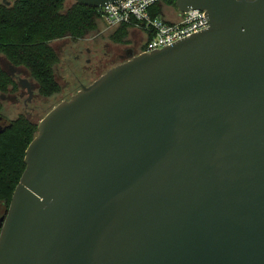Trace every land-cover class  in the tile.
Returning a JSON list of instances; mask_svg holds the SVG:
<instances>
[{
	"label": "water",
	"instance_id": "95a60500",
	"mask_svg": "<svg viewBox=\"0 0 264 264\" xmlns=\"http://www.w3.org/2000/svg\"><path fill=\"white\" fill-rule=\"evenodd\" d=\"M176 8L209 27L132 54L40 120L0 264H264V0Z\"/></svg>",
	"mask_w": 264,
	"mask_h": 264
},
{
	"label": "trees",
	"instance_id": "16d2710c",
	"mask_svg": "<svg viewBox=\"0 0 264 264\" xmlns=\"http://www.w3.org/2000/svg\"><path fill=\"white\" fill-rule=\"evenodd\" d=\"M70 2V3H69ZM177 0H160L154 16L173 21L178 15ZM106 26L98 8L75 0H0V56L13 66L24 67L39 84V93L51 98L62 91L56 79L60 57L52 42L71 38L85 40ZM133 27H114L110 39L130 43ZM150 37L145 36V43ZM18 82L0 62V217L8 210L26 169V150L38 134V123L19 111L10 117L2 96L17 92Z\"/></svg>",
	"mask_w": 264,
	"mask_h": 264
},
{
	"label": "built area",
	"instance_id": "2783aa9c",
	"mask_svg": "<svg viewBox=\"0 0 264 264\" xmlns=\"http://www.w3.org/2000/svg\"><path fill=\"white\" fill-rule=\"evenodd\" d=\"M159 1L121 0L108 3L99 7L98 10L108 28L129 24L150 37L141 53L162 49L210 25L206 18V11L201 9H190L185 12L178 10V15L172 22L161 16H154L153 9Z\"/></svg>",
	"mask_w": 264,
	"mask_h": 264
},
{
	"label": "flooded vegetation",
	"instance_id": "af4514ba",
	"mask_svg": "<svg viewBox=\"0 0 264 264\" xmlns=\"http://www.w3.org/2000/svg\"><path fill=\"white\" fill-rule=\"evenodd\" d=\"M60 40V39H59ZM65 43L62 44H69V51L68 55L73 56V58L76 60V62H71L73 59L70 57L69 61L66 62L68 64L69 71L73 73L78 82L80 87L84 85H89L90 83H87L86 78H90L93 76V81L96 80L98 77H100L103 73H105L109 68L113 67L114 64L110 62V64L104 66L108 61L109 57H114L111 60H114V58L121 59V61L127 60L132 54L134 53H141L144 50V43L145 39L139 38L137 40H132V42L128 44H124V46L121 47V50L118 53H114L112 51V44H105L103 50H101L100 46L96 48H92L91 46H88L85 42L92 40L91 38H87L85 40H81L77 42L76 40H73L71 38H65ZM93 45V44H92ZM112 45V47H111ZM86 52L89 54V57L85 59L86 65L78 64L77 62L80 61L81 55ZM91 55V56H90ZM67 57H65L64 60H66ZM108 60V61H107ZM0 62L2 67L7 70L12 76H14L18 82L19 89L17 92L8 94L7 96L3 95L4 101H11L14 105L17 106V110H21L24 112L30 119L31 114L36 110L35 106L32 104L37 101L39 98L44 99H50L43 97L39 93V84L34 81L30 73L26 70L24 67L20 66H13L5 57L0 56ZM65 63V61H64ZM77 66L75 67V64ZM118 64V63H117ZM116 65V64H115ZM101 71L99 72V70ZM82 75V76H80ZM85 78V79H84ZM92 81V82H93ZM91 82V83H92ZM80 88V89H81ZM79 89V90H80ZM22 101V106L20 102ZM23 109V110H22ZM19 112V111H18Z\"/></svg>",
	"mask_w": 264,
	"mask_h": 264
},
{
	"label": "rangeland",
	"instance_id": "374dc122",
	"mask_svg": "<svg viewBox=\"0 0 264 264\" xmlns=\"http://www.w3.org/2000/svg\"><path fill=\"white\" fill-rule=\"evenodd\" d=\"M101 26L103 27L101 29V31H99V33H97L95 36H93L92 40L87 41V42L84 41V43H86L88 46H91L93 49L100 46L101 50H103L102 48H104L105 44H112L113 45V47L111 45L112 51L114 53L115 52L118 53L121 50V47L124 46V44L116 43L110 39V35H111L112 30L114 28H108L107 26H104V25H101ZM139 38L140 37H138L136 35H132V32L130 31V38L129 39L131 42H132V40L134 41V40H137ZM64 41H66L65 38L60 39V40H55L52 42L53 47L56 49V51L58 52L59 57H60L59 64L56 68V79L59 82V84L62 86V91L60 93L56 94L55 96L51 97L50 99L39 98V99H37L36 102H34L32 104L33 106H35L36 110L31 114L32 115L31 118L36 123H39L40 120L54 106H56L59 102L65 100V99L71 98L72 95H74L81 88L76 76L69 71V68H68L69 66L66 63L69 61L70 57L73 59V61H71V62H76V60L73 58V56L68 55V53H70V52H67V51H69L70 47H69V44L68 45L62 44V43H65ZM76 41L79 42L81 40H76ZM65 57H67L66 60H64ZM88 57H89V54L84 52L81 55L80 61H78L77 63L81 64L82 66H83V64L86 65L85 59ZM113 57H114V55L109 57V61L107 60L108 62L104 66L110 64L111 61H113L111 63H113L114 65L122 62L121 59H117V58H114V60H111ZM64 61H65V63H64ZM74 64L76 67L77 64L76 63H74ZM100 71H101V69L99 70V72ZM80 76H82V75H80ZM86 80H87V83H91L93 81V76L90 78H86ZM5 104L8 107L10 117L14 116L18 111H21L19 109L17 110V106L14 105L11 101L6 100ZM20 104H21V106L23 105L22 101L20 102Z\"/></svg>",
	"mask_w": 264,
	"mask_h": 264
},
{
	"label": "crops",
	"instance_id": "0c3cea01",
	"mask_svg": "<svg viewBox=\"0 0 264 264\" xmlns=\"http://www.w3.org/2000/svg\"><path fill=\"white\" fill-rule=\"evenodd\" d=\"M131 32H132V35H136V36H138L140 38L141 37L145 38V33L143 31H141L140 29L132 28Z\"/></svg>",
	"mask_w": 264,
	"mask_h": 264
}]
</instances>
